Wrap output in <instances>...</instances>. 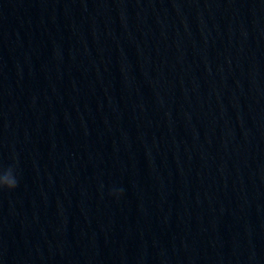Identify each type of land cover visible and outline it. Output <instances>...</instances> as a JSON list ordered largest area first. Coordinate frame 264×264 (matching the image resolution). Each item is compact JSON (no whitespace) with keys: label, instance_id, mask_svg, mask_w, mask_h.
<instances>
[{"label":"water","instance_id":"water-1","mask_svg":"<svg viewBox=\"0 0 264 264\" xmlns=\"http://www.w3.org/2000/svg\"><path fill=\"white\" fill-rule=\"evenodd\" d=\"M10 166L0 264H264V0H0Z\"/></svg>","mask_w":264,"mask_h":264},{"label":"clouds","instance_id":"clouds-1","mask_svg":"<svg viewBox=\"0 0 264 264\" xmlns=\"http://www.w3.org/2000/svg\"><path fill=\"white\" fill-rule=\"evenodd\" d=\"M0 190H12L17 187L18 180L14 174V168L8 167L6 169L0 170ZM119 195L120 193H116Z\"/></svg>","mask_w":264,"mask_h":264}]
</instances>
